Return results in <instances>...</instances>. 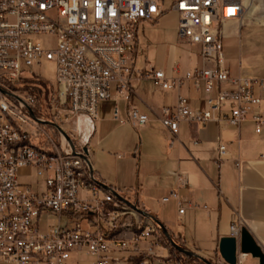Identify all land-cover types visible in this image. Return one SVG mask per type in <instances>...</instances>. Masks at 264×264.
Returning <instances> with one entry per match:
<instances>
[{"label":"built area","instance_id":"2783aa9c","mask_svg":"<svg viewBox=\"0 0 264 264\" xmlns=\"http://www.w3.org/2000/svg\"><path fill=\"white\" fill-rule=\"evenodd\" d=\"M245 9L244 0H0V264H78L70 259V252L77 250L85 251L90 264H174L170 252L159 251L168 247L161 228L136 208L144 209L140 191L111 186L98 194L101 185L88 143H80L54 114L49 120L63 127L73 149L54 125L35 113V95L21 91L16 83L30 73L33 63L54 61L55 98L65 107L62 120L67 122L77 114L97 118L102 99H128L130 83L137 78L153 79L165 91L186 80L195 87L201 82L205 108L192 106L179 93L174 105L161 106L156 115L171 140L181 121L216 120L237 126L249 118L259 132L264 123V75L231 76L222 50V24L240 23ZM168 10L178 13V40L199 46L202 65L184 75H169L162 66L135 65L138 24ZM39 33L55 34V46L45 47L29 37ZM113 118L140 128L154 116L136 104H129L122 114L115 104ZM10 121L18 122L24 137L15 135ZM26 140L34 141V149L26 148ZM36 146L58 150V157H41ZM217 147L219 161L228 150L222 139ZM21 167L34 168L45 188L21 182ZM175 181L159 201L174 200L182 214L179 187L186 178L176 171ZM50 215L55 222H49ZM230 229L239 235L237 223ZM245 255L238 251L236 264H243Z\"/></svg>","mask_w":264,"mask_h":264},{"label":"crops","instance_id":"0c3cea01","mask_svg":"<svg viewBox=\"0 0 264 264\" xmlns=\"http://www.w3.org/2000/svg\"><path fill=\"white\" fill-rule=\"evenodd\" d=\"M168 11L155 20L138 24V45L143 31L145 37L155 29L166 32L164 16ZM241 27L237 21H225L222 38L239 35ZM177 43L184 44L189 52L184 65L174 60ZM177 43H169L168 60L157 65L172 76L184 75L187 70L202 65L198 45L179 40ZM224 63L231 76L256 75L242 67V60L232 69L224 55ZM145 66L146 62L141 67ZM130 87L128 99L100 100L97 118L77 114L67 121L77 140L88 143L98 179L116 188H137L144 209L162 221L179 244L204 258L225 263L219 255L218 242L221 236L231 234L232 223H237L239 228L245 226L264 251V159L260 158L264 153V123L257 132L255 122L249 118L237 126L216 120L181 121L171 140L156 115L161 106L174 105L179 93L186 95L192 106L205 108L202 83L195 87L191 80H186L179 88L165 91L153 79L143 77L132 80ZM115 88L116 84L112 83L111 91ZM115 104L122 114L129 104H136L154 118L147 126L134 128L113 118ZM260 107L264 109V100ZM218 139L226 143L228 150L227 156L219 161ZM176 171L186 178V184L179 187L185 206L182 214L177 212L174 200L159 201L161 195L176 186ZM28 173L27 168H22L19 175ZM105 190L101 185L99 193ZM159 251L170 252L169 247ZM243 264H258V260L246 253Z\"/></svg>","mask_w":264,"mask_h":264},{"label":"rangeland","instance_id":"374dc122","mask_svg":"<svg viewBox=\"0 0 264 264\" xmlns=\"http://www.w3.org/2000/svg\"><path fill=\"white\" fill-rule=\"evenodd\" d=\"M248 2L249 0L246 1L247 6L243 19L239 23L240 26H242L239 35L222 38V50L227 63L231 64L232 69L237 68L239 60H242L243 68L252 74L260 76L264 74V0H254L253 8L249 6ZM8 19L13 20L14 17L10 15ZM164 21L167 26L166 32L155 29L152 32H148L146 37L144 36V31L139 34L136 66L141 67L145 62L147 65H160L168 60L169 43H177L178 41L176 24L178 22V13L174 10L168 11L164 16ZM29 37L33 40L40 41L45 47H53L56 44V35L53 33H39L30 35ZM176 46L174 60L180 61L184 65L188 60L189 52L182 43H177ZM28 69L31 73L36 75L32 76L29 73H25L24 77H27V79H21L17 82V84H19L17 87L25 93H32L35 95V110L39 112L38 115L49 120L54 115L53 111L57 110V114L55 115L58 120L62 122L64 127L69 128L68 122L62 120L65 107L59 105L55 98L54 61L43 58L39 63H33ZM123 129L125 128H120V130ZM22 168H27L29 173L26 175H19L21 182L30 184L34 189L38 188L42 190L45 188L43 179L36 174L34 168L21 167L19 168V174ZM97 193L100 194L99 191ZM45 220L46 215H42L40 220L42 222L40 225L41 230L45 227ZM48 220L49 222H55L56 218L50 215ZM169 250L170 258H172L173 263L176 264L170 247ZM70 259L73 262L77 261L78 264H90L89 256L85 254L84 250L71 251ZM178 263L183 264L182 262ZM192 264L202 263L197 262Z\"/></svg>","mask_w":264,"mask_h":264},{"label":"water","instance_id":"95a60500","mask_svg":"<svg viewBox=\"0 0 264 264\" xmlns=\"http://www.w3.org/2000/svg\"><path fill=\"white\" fill-rule=\"evenodd\" d=\"M2 91L6 92L5 90H2ZM44 121L46 123H50V124L54 125L66 137V139L69 141L71 147L74 149L73 141L70 139V137L68 136V134L66 133V131L63 129V127L60 124H58L54 121L48 120V119L47 120L44 119ZM83 149H84V151H87L86 146H84ZM98 182L103 187L111 189V186L104 184L102 181L99 180ZM132 206L136 207L135 205H132ZM136 208L140 212H142L144 214H148L154 218V220L156 221L158 226L161 228L164 236L166 237L168 242L173 247L177 248L178 250H180L181 252H183L185 254L197 257L198 259L202 260L205 264H221V263L211 261L210 259L204 258L203 256L199 255L198 253H195L192 250L186 248L185 246L179 244L172 237L170 231L168 230V228L166 227V225L162 221L157 219L154 215H152L148 211H146L140 207H136ZM238 237L236 235H233V234L224 235V236L220 237L219 242H218V252H219V255L222 257V259L224 260V262H225L224 264H236L238 251L250 254L251 256L257 258L258 264H264V251L262 250L261 246L256 242L253 235L250 233V231L245 226H242L240 228V233H239Z\"/></svg>","mask_w":264,"mask_h":264},{"label":"bare ground","instance_id":"6f19581e","mask_svg":"<svg viewBox=\"0 0 264 264\" xmlns=\"http://www.w3.org/2000/svg\"><path fill=\"white\" fill-rule=\"evenodd\" d=\"M247 0H244L246 6ZM254 0H249V6L252 8L254 7ZM0 108H1V101H0ZM10 129H14V133L17 137H24V129L21 126H18L17 121H10ZM26 148L27 149H34V141L33 140H26ZM36 154L41 157H58V150H54L50 147L46 146H36Z\"/></svg>","mask_w":264,"mask_h":264},{"label":"trees","instance_id":"16d2710c","mask_svg":"<svg viewBox=\"0 0 264 264\" xmlns=\"http://www.w3.org/2000/svg\"><path fill=\"white\" fill-rule=\"evenodd\" d=\"M25 74V73H24ZM30 75L34 76L36 74L34 73H29ZM33 78V77H32ZM21 79H27V77L25 78L24 75H22ZM20 79V80H21ZM19 80V81H20ZM18 81V82H19ZM19 84L16 83V86H18ZM55 87V86H54ZM35 113L38 114L39 112H37L35 109H34ZM57 110L53 111L54 114H57L56 112ZM172 237L178 242V240L172 235ZM166 243H168L170 249H171V252L173 253L174 255V258H175V261L176 262H182L183 264H192V263H202V264H205L204 262H202L200 259H198L197 257H194L192 255H188V254H185L183 252H181L180 250H178L177 248L173 247L171 244H169L168 240L166 239ZM179 243V242H178Z\"/></svg>","mask_w":264,"mask_h":264}]
</instances>
